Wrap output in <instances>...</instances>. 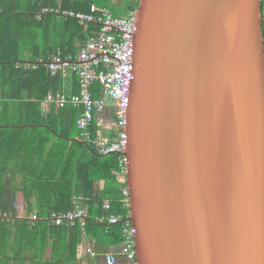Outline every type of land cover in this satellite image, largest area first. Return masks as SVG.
Listing matches in <instances>:
<instances>
[{
  "label": "water",
  "instance_id": "obj_1",
  "mask_svg": "<svg viewBox=\"0 0 264 264\" xmlns=\"http://www.w3.org/2000/svg\"><path fill=\"white\" fill-rule=\"evenodd\" d=\"M263 0H140L125 172L138 264H264Z\"/></svg>",
  "mask_w": 264,
  "mask_h": 264
},
{
  "label": "trees",
  "instance_id": "obj_2",
  "mask_svg": "<svg viewBox=\"0 0 264 264\" xmlns=\"http://www.w3.org/2000/svg\"><path fill=\"white\" fill-rule=\"evenodd\" d=\"M136 7L133 0H0V209L14 217L0 221V264H105L108 251L118 253L116 264H131L119 254L126 242L123 223L109 220L129 214L120 154H105L82 137L76 120L83 107L53 105L44 112L50 92L80 91L78 75L52 74L45 63L37 68L17 64L40 57L47 62L58 51L75 57L101 28L44 8L85 13L107 8L125 15ZM102 88L95 82L94 96H104ZM112 120L116 137L113 111ZM89 131L93 139L100 133L95 124ZM76 205L86 208L84 225L45 220ZM34 212L39 219H31ZM90 245L99 253L96 258L87 252Z\"/></svg>",
  "mask_w": 264,
  "mask_h": 264
},
{
  "label": "built area",
  "instance_id": "obj_3",
  "mask_svg": "<svg viewBox=\"0 0 264 264\" xmlns=\"http://www.w3.org/2000/svg\"><path fill=\"white\" fill-rule=\"evenodd\" d=\"M140 0H133L137 4L125 15H114L107 8H99L97 13H85L81 11L44 8L43 11L61 14L64 17L76 18L80 23L95 22L101 28L95 34L89 35L80 47L75 57H64L60 52L49 56L45 62L40 57L35 62L22 61L18 66L25 68H37L45 63L52 74L63 73L67 70L77 74L80 79V91L74 94L63 92H50L43 103L44 112H48L53 105L58 107H83V111L76 120V124L82 130V137L94 143L101 152L120 154V165L126 172L128 157L125 149L128 144V107L130 104V91L134 76L135 36L138 29V4ZM99 82L102 85L104 96L96 97L93 94L92 85ZM113 109L116 122L114 135L102 134V128L106 122L109 109ZM91 124L99 127L100 133L94 139L91 137L89 128ZM124 208L129 209L130 190L128 186L123 189ZM14 217L0 209V221H11ZM32 220L39 219L37 212L31 214ZM87 219L85 206H75L68 212H53L46 216L45 220L55 224L65 221L75 223L79 221L82 225ZM110 222L122 221L126 233V242L120 253L126 256L131 264H138L135 248L133 222L130 214L124 213L113 215ZM90 256L96 258L99 253L91 245L87 247ZM118 253L106 252L103 257L105 264H116Z\"/></svg>",
  "mask_w": 264,
  "mask_h": 264
},
{
  "label": "crops",
  "instance_id": "obj_4",
  "mask_svg": "<svg viewBox=\"0 0 264 264\" xmlns=\"http://www.w3.org/2000/svg\"><path fill=\"white\" fill-rule=\"evenodd\" d=\"M59 52L61 53V51H58L57 53H59ZM54 54H56V53H54ZM64 57H66V56H64ZM112 111H113V109H111V108L107 111L106 122L104 124V127L102 128V134H107V135H111L112 134V131H113V127L111 125V123L113 122V120H112ZM114 119H116L115 118V113H114ZM80 264H88V262L82 261V262H80ZM97 264H99V263H97ZM117 264H126V263H123V261H121V262H118Z\"/></svg>",
  "mask_w": 264,
  "mask_h": 264
},
{
  "label": "flooded vegetation",
  "instance_id": "obj_5",
  "mask_svg": "<svg viewBox=\"0 0 264 264\" xmlns=\"http://www.w3.org/2000/svg\"><path fill=\"white\" fill-rule=\"evenodd\" d=\"M264 1V0H263ZM263 13H264V6H263Z\"/></svg>",
  "mask_w": 264,
  "mask_h": 264
},
{
  "label": "rangeland",
  "instance_id": "obj_6",
  "mask_svg": "<svg viewBox=\"0 0 264 264\" xmlns=\"http://www.w3.org/2000/svg\"><path fill=\"white\" fill-rule=\"evenodd\" d=\"M263 6V5H262ZM124 256V255H123Z\"/></svg>",
  "mask_w": 264,
  "mask_h": 264
}]
</instances>
